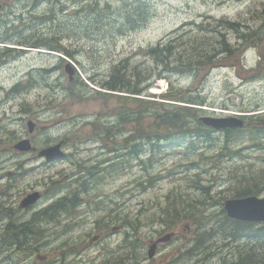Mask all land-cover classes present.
<instances>
[{
	"label": "rangeland",
	"instance_id": "obj_1",
	"mask_svg": "<svg viewBox=\"0 0 264 264\" xmlns=\"http://www.w3.org/2000/svg\"><path fill=\"white\" fill-rule=\"evenodd\" d=\"M5 3L0 0V50L9 46L14 51L0 58V206L12 210L15 221H24L66 195L65 184L76 177L75 162L105 170L91 181L83 203L71 214L61 213L43 224L44 236L28 239L20 250L10 251L0 245V264H99L110 252L108 248L114 257L112 263L116 264L120 257L116 252L125 242L129 257L126 264H131V256L137 257L136 264H239L240 249L250 247L255 239L241 236L232 242L222 237L216 222L233 187L247 177L264 174V144L243 137L229 141L230 150L226 151L220 145L224 139L220 131L210 140L193 139V150L185 144L157 151L145 142L143 149L147 153L126 157L124 167L114 172L115 168L108 166L120 157L112 151L111 141L120 148L134 128L127 118L121 124L116 95L149 98L108 91L96 82H103L113 67L122 62L126 76L136 70H154V63L144 53L147 48L175 37L176 49L181 50L190 38L209 34L202 30V25L208 28L214 19H228L242 27L241 31L257 30L262 38L259 46L246 49L228 63L231 65L214 68L206 77L201 76L202 85L197 92L195 76L170 77L176 87L203 98L202 105H190L200 108L201 116L261 115L260 124L264 126V0ZM215 29H221L230 43L240 42L234 30ZM46 37H54L73 51L72 58L34 44ZM66 64L74 69V81L68 78ZM254 74L255 78H249ZM167 84V78H158L147 91L158 96L167 90ZM96 92L110 96L103 102L96 98ZM126 102L136 107L133 101ZM126 110L128 113V107ZM100 113H106L103 120L115 126L116 136L112 140L95 137L90 126ZM29 120L35 124L31 133L27 127ZM141 122L149 130V121ZM25 138L33 148L27 152L15 149L14 145ZM64 138L67 140L63 141ZM58 142L68 157L47 162L38 155L43 148ZM202 184L210 186L209 200L213 205L196 204L207 216L202 218L201 226L195 224L200 219L194 216L165 225L161 221L165 218L163 210L189 209L187 204L194 203L193 199H203ZM261 188L257 196L264 197V186ZM34 192L40 194L37 202L21 207V200ZM6 221L7 217L1 215L0 237ZM113 227L119 230L114 231ZM168 234L170 237L159 241L148 259V246ZM92 242L98 244L92 247ZM256 244L263 243L255 241L252 245L260 250L261 246ZM99 252L104 255L97 262Z\"/></svg>",
	"mask_w": 264,
	"mask_h": 264
},
{
	"label": "trees",
	"instance_id": "obj_2",
	"mask_svg": "<svg viewBox=\"0 0 264 264\" xmlns=\"http://www.w3.org/2000/svg\"><path fill=\"white\" fill-rule=\"evenodd\" d=\"M261 15L264 17V8ZM214 20V23L208 24V26L211 24L208 28L201 26L202 30H207L209 34L190 38L191 41L188 40L187 45H182L181 50L176 49L177 39L175 37L160 40L157 44L147 48L144 53L154 63V70H136L126 76L124 72L125 65L122 62L120 65L113 67L109 76L103 82H96L100 85V88L108 91L137 96L146 95L149 98L116 95L117 101H119L118 109L116 110H121L119 113L121 124L127 118L132 121L134 128L133 134L130 135L126 144L120 148L115 146L114 141H111L112 151L117 152L120 157L117 162L115 161L108 166L115 168L114 172L119 167H124L126 157L132 158L147 153L143 149L145 142L149 144L151 150L157 149L159 151L160 148L170 149L181 147L185 144L188 150H193L195 148L193 139L203 138L205 141L210 140L213 138V134L217 132L201 122V112L203 111L200 108L190 106L202 105L204 103L203 98L200 95L194 97L190 93L192 91L189 92L186 89L176 87L170 76L187 74L195 76L198 82L195 87L197 92L202 85V82L199 81L201 76L206 77L208 71L210 72L214 68L230 63L249 47H258L262 38L257 30L241 31L242 27L238 28L239 25L237 23L228 19L217 18ZM215 27H225L234 30L240 42H237V44L230 43L226 35L220 31L221 29L216 30ZM214 31L215 33H213ZM34 44L64 53L70 59L73 56V51L63 46L54 37L38 39ZM256 74L250 75L249 78H255ZM161 77L168 79L167 90L158 96L148 93L147 89L156 79ZM80 83L86 86L83 81H80ZM19 87L18 89H20ZM71 94L73 95V92ZM108 94L105 92L102 95V93L96 92V98L106 102V97L110 96ZM155 97L160 98V100L150 99ZM126 101H133L136 107L128 106ZM172 101L176 103H171ZM126 107H128V113ZM260 116H242V119H244L242 127L219 130L224 137L223 142L220 144L222 149L230 150L228 149L229 141L239 140L243 137L249 138L250 141L264 144V126L260 124ZM106 117V113H100L90 122V126L94 131L95 137L112 140L116 136L114 133L115 126L108 125V122L103 120ZM254 118L257 119L255 120ZM251 120L253 121L249 122L248 125V121ZM141 121L146 122V124L149 121V130L148 127L144 128L142 126ZM252 123L254 125H251ZM65 140L67 138L63 139V141ZM68 156L66 155V157ZM140 162L144 163L142 160ZM75 166L77 169L76 177H73L71 181L65 184L66 188H68L66 195L33 212L28 219L15 221L13 211L0 206V216L4 215V217H7L6 223L1 227L3 236L0 237V245L9 246L12 243L14 246H12L11 251L20 250L28 239L36 240L38 237L44 236V223L55 220L61 213L71 214L83 202L82 199L88 193L89 184L98 178L105 168H100L98 165H84L78 162H75ZM108 167L106 170H108ZM150 181L149 179L148 182ZM263 186L264 174L258 175V177H247L244 181H240L238 186L233 187V193L229 197L238 198L248 195H259ZM209 189L210 186L202 184L200 192L202 200L193 199L194 203L187 204L189 209H172L168 212L163 210L165 218L161 221L165 225L171 226L177 221L194 216L200 219V222L195 224L201 226L202 218L207 216L202 215L203 210L198 205H213V202L209 200V197L211 198ZM220 212L221 218L217 219L216 225H218L219 233L222 234L223 238L236 242L238 237L248 236L255 239L252 245L255 241L263 243V245L256 244L261 246L260 250L252 245L250 247L243 246L238 255L239 264H264V223H253L230 218L222 208ZM130 226H133V224L130 223ZM132 242H136V239ZM136 260V256H131V264H136ZM121 262L119 261L118 264H121Z\"/></svg>",
	"mask_w": 264,
	"mask_h": 264
},
{
	"label": "water",
	"instance_id": "obj_3",
	"mask_svg": "<svg viewBox=\"0 0 264 264\" xmlns=\"http://www.w3.org/2000/svg\"><path fill=\"white\" fill-rule=\"evenodd\" d=\"M65 71L68 73L69 80L73 79L74 69L70 64L65 65ZM201 122L210 126L214 130H220L225 128H239L243 126L242 118L232 115L224 117L214 116H202ZM28 131L31 133L35 127V124L29 120L27 122ZM14 148L19 151H29L32 149L31 142L28 138L18 141ZM38 155L44 157L45 161L53 162L61 160L65 157V152L61 149V143L58 142L48 147L43 148L38 152ZM40 197L38 192L27 194L25 198L21 200V207H27L34 204ZM223 208L226 211L228 217L237 219L240 221L251 222H264V197L255 195H248L238 198H228L223 203ZM169 236L158 239V241H165ZM157 241L152 242L148 248V257L151 258L153 251H155Z\"/></svg>",
	"mask_w": 264,
	"mask_h": 264
},
{
	"label": "flooded vegetation",
	"instance_id": "obj_4",
	"mask_svg": "<svg viewBox=\"0 0 264 264\" xmlns=\"http://www.w3.org/2000/svg\"><path fill=\"white\" fill-rule=\"evenodd\" d=\"M4 1V3L6 2V0H3ZM6 4V3H5ZM0 8H1V4H0ZM8 48H10L9 46H5V48H1V50H0V56H2L3 58L5 57V56H7L8 54H9V52H11V51H14V50H11V49H8ZM83 203V202H82ZM81 203V204H82ZM80 204V205H81ZM114 231H117V229L119 230V228L118 227H113L112 228ZM113 230H111V231H113ZM109 232H107V233H104V234H108ZM166 236H169L170 237V235L168 234V235H165V236H163V237H160V238H164V237H166ZM168 237V238H169ZM171 239H172V237H171ZM157 241V240H156ZM98 243L97 242H92L90 245L93 247V245H97ZM100 245H102V243H99ZM161 244V243H160ZM159 245V243H156V246H155V248H157V246ZM12 246H14V244L12 245V243H10L9 244V246L7 245V247L10 249V251L12 250ZM92 247H90V248H92ZM126 247H128V244L125 242V243H122L121 245H120V252H116L117 253V255H120V257L118 256V258H116V264H118V262L119 261H122L121 262V264H126V262H128V260H129V257H128V252L125 250V248ZM109 250H110V252L109 253H107V254H105V258H102L101 260H102V262H100L99 264H113L112 262H113V260H114V257H111L112 256V252H111V249L110 248H108ZM97 253V252H96ZM101 254H102V252H99L97 255H96V261L98 262L99 260H100V256H101ZM102 255H104V254H102ZM61 264H64V262H62Z\"/></svg>",
	"mask_w": 264,
	"mask_h": 264
}]
</instances>
